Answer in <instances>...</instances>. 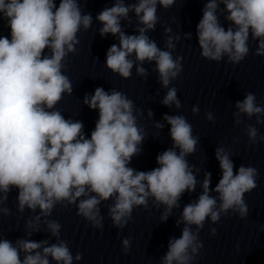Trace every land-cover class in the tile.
Returning a JSON list of instances; mask_svg holds the SVG:
<instances>
[{"label":"clouds","instance_id":"1","mask_svg":"<svg viewBox=\"0 0 264 264\" xmlns=\"http://www.w3.org/2000/svg\"><path fill=\"white\" fill-rule=\"evenodd\" d=\"M175 2L137 0L126 5L124 0H115L113 6L97 14L96 20L102 25L101 37L111 34L119 40L107 49L106 68L127 80L135 66L136 74L146 79L149 73L143 65L154 62L152 71L166 89L160 103L179 110L182 104L172 82L183 72L184 58L173 55L180 36L169 34L171 29L165 28L161 49L148 35L159 21L157 6L168 9ZM218 11L226 12V28ZM130 12L135 13L138 34L129 35L122 29V19L131 22ZM0 20L6 21L10 30V36L0 35V204L17 189L18 212L40 210L34 219L26 221L27 236L41 231L43 217V230L56 240L19 238L13 242L0 238V264H76L82 260L83 254L74 256L69 242L61 238L59 220L49 219L57 206L75 207L77 216L93 229L103 230L101 205H106L112 226L122 230L132 220L134 209L147 210L151 199L154 207L163 206L160 219L167 221L173 209L180 208L184 193L194 192L198 183L194 166L187 159L197 151L200 141L193 134L192 124L184 115L164 114L172 147L157 155L158 166L149 171L130 167L133 157L142 153L146 133L138 124L143 109L137 108L127 94L103 87L85 94L83 103L98 111L90 137L85 135L83 121L65 118L57 108L65 95L73 93L65 70L68 57L77 52L78 33L93 23L80 0H59L58 6L56 0H0ZM196 35L200 55L208 61L240 64L249 55L250 39L256 42L253 54L264 57V0H207ZM191 36L187 33L185 38ZM234 107L235 125L243 124V117H255V125L264 124V104L257 102L253 92H245ZM191 111L198 115L199 106L193 105ZM152 116L149 109L148 117ZM205 117L210 122L215 119L211 112ZM255 125H244L250 146L264 143V134ZM154 126L158 130L164 127L159 122ZM232 156L223 146L216 147L221 177L212 188L211 173L205 172L202 193L184 205L176 220L178 227L183 225L181 234L169 238L160 264H194L204 247L199 234L206 221L217 224L230 212L241 220L248 217L245 195L257 188L259 171L244 164L236 169ZM0 212L11 215L7 207ZM209 232L215 236L216 228ZM121 244L127 255L131 239L123 238Z\"/></svg>","mask_w":264,"mask_h":264}]
</instances>
